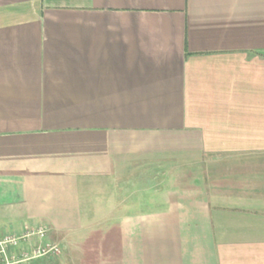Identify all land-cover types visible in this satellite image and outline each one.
Wrapping results in <instances>:
<instances>
[{
	"label": "crops",
	"instance_id": "obj_1",
	"mask_svg": "<svg viewBox=\"0 0 264 264\" xmlns=\"http://www.w3.org/2000/svg\"><path fill=\"white\" fill-rule=\"evenodd\" d=\"M20 264H264V0H0V238Z\"/></svg>",
	"mask_w": 264,
	"mask_h": 264
},
{
	"label": "built area",
	"instance_id": "obj_2",
	"mask_svg": "<svg viewBox=\"0 0 264 264\" xmlns=\"http://www.w3.org/2000/svg\"><path fill=\"white\" fill-rule=\"evenodd\" d=\"M45 233L46 229L44 227H38L28 229L20 236L5 235L3 238H0V264H20L25 260L39 256L58 255L60 253V247L55 243L47 242L37 244L31 252L22 249L19 256H14L12 248L17 247L20 242H24L32 237L42 239Z\"/></svg>",
	"mask_w": 264,
	"mask_h": 264
}]
</instances>
